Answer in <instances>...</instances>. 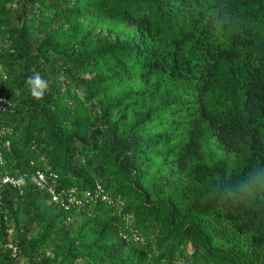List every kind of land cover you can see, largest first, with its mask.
Listing matches in <instances>:
<instances>
[{"label":"trees","instance_id":"trees-1","mask_svg":"<svg viewBox=\"0 0 264 264\" xmlns=\"http://www.w3.org/2000/svg\"><path fill=\"white\" fill-rule=\"evenodd\" d=\"M0 97V264H264V0H0Z\"/></svg>","mask_w":264,"mask_h":264},{"label":"built area","instance_id":"built-area-1","mask_svg":"<svg viewBox=\"0 0 264 264\" xmlns=\"http://www.w3.org/2000/svg\"><path fill=\"white\" fill-rule=\"evenodd\" d=\"M9 105L8 100L5 97H0V111L4 110ZM56 178L55 175H53V179ZM35 181L37 186L45 187L49 192H53L52 185L47 183V177L39 171L36 172L35 175ZM20 182L19 178H15L9 175L0 176V201H1V194L4 190L5 185H12V186H18ZM55 199V196L53 197Z\"/></svg>","mask_w":264,"mask_h":264},{"label":"clouds","instance_id":"clouds-1","mask_svg":"<svg viewBox=\"0 0 264 264\" xmlns=\"http://www.w3.org/2000/svg\"><path fill=\"white\" fill-rule=\"evenodd\" d=\"M30 94L36 99H43L48 91V81L45 80L38 72L28 77L25 81Z\"/></svg>","mask_w":264,"mask_h":264}]
</instances>
